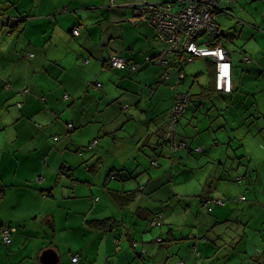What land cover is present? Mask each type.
<instances>
[{
	"label": "crops",
	"instance_id": "1",
	"mask_svg": "<svg viewBox=\"0 0 264 264\" xmlns=\"http://www.w3.org/2000/svg\"><path fill=\"white\" fill-rule=\"evenodd\" d=\"M140 2L149 1L0 0V260L50 264L42 255L51 250L57 264H221L240 257L247 238L245 251L256 252L249 264H259L264 0H224L228 11L216 15L231 93L215 90L212 58L155 63L161 44L137 18ZM112 54L137 70L110 67ZM192 63L195 93L186 91ZM176 90L192 100L175 134L186 151L171 153L164 140ZM154 156L168 157L167 169L153 170ZM113 170L122 171L116 180L108 179ZM243 185L250 195H228ZM114 191L132 192V200L121 205ZM236 202L248 205L242 212ZM161 212L163 224L150 225ZM239 216L246 235L223 240L222 228ZM97 220L110 224H91ZM6 228L14 229L11 244Z\"/></svg>",
	"mask_w": 264,
	"mask_h": 264
},
{
	"label": "built area",
	"instance_id": "2",
	"mask_svg": "<svg viewBox=\"0 0 264 264\" xmlns=\"http://www.w3.org/2000/svg\"><path fill=\"white\" fill-rule=\"evenodd\" d=\"M222 1L224 0H182L178 3L140 2L133 8L137 18L148 20L156 29L158 38L168 43L167 48L155 56V63L169 65L171 57L174 59L173 64L185 61L193 62L200 57L212 58L217 63V89L230 93L233 91L232 63L229 58V50L225 44L218 40L220 34L216 20L217 7ZM226 1L235 2L236 0ZM177 4L181 9H174ZM73 34L79 35L80 28H75ZM249 60V57H245V61ZM108 65L119 70L128 66L134 71L138 68L118 54L110 56ZM98 87H101L100 83ZM187 101L188 97L178 92L175 106L169 116L167 134L175 147H178L175 135L178 129V118L184 114ZM68 127L71 128L72 124H69ZM183 146L184 143H181V147ZM155 223L159 225L158 220ZM12 231H14L12 228L2 231V237L7 244L12 242ZM78 261L79 257L75 256L73 262L77 263Z\"/></svg>",
	"mask_w": 264,
	"mask_h": 264
},
{
	"label": "rangeland",
	"instance_id": "3",
	"mask_svg": "<svg viewBox=\"0 0 264 264\" xmlns=\"http://www.w3.org/2000/svg\"><path fill=\"white\" fill-rule=\"evenodd\" d=\"M147 1H149V2H147V3H162L163 1H165V0H147ZM168 1H171V0H168ZM174 1H176V2H179L180 0H174ZM175 2V3H176ZM175 10H179V9H181V7H180V5L179 4H177V6L174 8ZM220 17H221V19H223V22H227L228 21V19H227V13H219L218 14ZM143 22H146L151 28H153L154 30H156L155 28H154V26L148 21V20H145V21H143ZM142 22V23H143ZM156 36H157V39H155L156 40V43L157 44H161V49L162 50H164V49H166L167 48V46H168V43L167 42H165V41H162V40H160L159 38H158V35H157V31H156ZM161 50V51H162ZM200 58H202V57H200ZM244 60H245V57H244ZM246 62V61H245ZM191 72H193L192 74H190ZM198 72V66L196 65V63H192V64H190L189 66H188V68H187V74L189 75V77H188V81L186 82V91H188L189 90V92H191V93H195V92H197L198 91V88H199V83L198 82H195V80H192L193 79V77L194 76H196L197 74H195V73H197ZM100 83V82H99ZM191 87V88H190ZM192 89V90H191ZM176 92L178 93V90H176ZM225 93V92H224ZM177 96V95H176ZM191 102L190 101H187V107H186V110H187V108H188V106H189V104H190ZM186 110H185V112H186ZM185 112H184V114H185ZM184 114L183 115H181L180 116V118H178V120H179V122H178V124H177V126H178V129H180V121H181V119H182V116H184ZM167 127H168V125H167ZM164 143H165V146L167 147V149H169L170 151H171V153H172V151H174V153H178L179 151H186V148H184V147H181V141L179 140V142H177V146L178 147H175L174 146V144H173V142L172 141H170L169 140V138H168V134H165V140H164ZM162 144H163V141H162ZM152 156V155H151ZM150 158V157H149ZM154 159H155V161H157V163L158 164H155V162H153V161H151L152 162V167H153V170H160V172H163L165 169H167L166 167H168L169 165L166 163V159H168V157H163V156H154ZM149 161H148V163H150V159H148ZM159 161H161V163L159 162ZM159 163H160V166H158L159 165ZM163 164V165H162ZM165 164H167V165H165ZM83 167H85L86 168V166H81V169H83ZM148 172H150V171H147V173ZM245 175V172L243 171L242 172V176H244ZM147 176H149V174H147ZM172 185V184H171ZM173 187V186H172ZM174 188V187H173ZM178 189V193H180L179 192V189H183V186H178L177 185V188H176V190ZM249 187L247 186V185H243L242 187H241V189L239 190V191H237V189H235V188H233V190L228 194L229 196H236V197H238L240 194L242 195V196H244V195H247V194H249L250 195V193H249ZM240 193V194H239ZM240 197V196H239ZM238 200V199H237ZM218 204V203H217ZM230 205H232V206H236V207H239L240 208V211H244V207H246L247 205H248V202H236V203H232V204H230ZM180 217L181 218V220H184V218H182V214L180 213L179 215H177L176 217ZM240 217L241 216H239V218L238 219H236L234 222H232V223H230V225L229 226H226V227H224V228H222V232L224 233V234H222L223 236H221V238L223 239V240H225V241H228L227 239H229V238H231V239H237V238H243L244 237V235H246L245 233H244V228L245 227H241V221H240ZM149 224L150 225H152V222H150L149 221ZM241 233H240V232ZM241 236V237H240ZM213 238H214V235H213ZM157 240V239H156ZM243 241V252H237L236 253V255H238V254H240V257H239V255H238V257L237 258H235V259H233V260H231V261H229V262H221V264H234V262H236L235 264H249L250 263V259H249V257L248 256H250L251 258L254 256V255H256V252H255V254H254V251H251L250 250V252L249 251H245V246H246V242H247V238L246 239H243L242 240ZM251 243H252V240L250 241ZM250 242H249V245H251L250 244ZM2 243V242H1ZM220 245V244H219ZM219 245H217V247H219ZM2 246L6 249V251H7V247L8 246H6L5 244H3L2 243ZM248 248V247H247ZM192 249H193V251L195 252V253H197V249L196 248H194V246L192 247ZM252 249V248H251ZM219 250H221V248L219 249ZM6 253V252H5ZM232 253H233V251H232ZM248 257V258H247ZM4 260H7L6 259V257H4L2 260H0V264H8V263H6V262H4ZM65 261H67V259L66 258H64V262ZM217 263H220V262H217ZM27 264H30V263H27ZM181 264V263H180Z\"/></svg>",
	"mask_w": 264,
	"mask_h": 264
},
{
	"label": "trees",
	"instance_id": "4",
	"mask_svg": "<svg viewBox=\"0 0 264 264\" xmlns=\"http://www.w3.org/2000/svg\"><path fill=\"white\" fill-rule=\"evenodd\" d=\"M237 1V0H236ZM235 1V2H236ZM223 2V1H222ZM221 2V3H222ZM221 3H220V6L219 7H217V11H216V14L220 11V10H224V11H228V9L227 8H224L222 5H221ZM230 3H233V2H230ZM217 20V19H216ZM76 28H78V27H76ZM75 29V28H74ZM74 29L72 30V33L74 32ZM220 35V38H222V36H223V34H221V32L219 33ZM218 40L220 41V39L218 38ZM221 42L223 43V44H225L224 43V41H222L221 40ZM226 46V45H225ZM157 56V55H156ZM154 58H155V56H154ZM126 59V58H125ZM197 59V58H196ZM195 59V60H196ZM128 60V59H127ZM129 61V60H128ZM154 61V60H153ZM130 62V61H129ZM186 62L187 61H185V62H181L179 65H184V63L186 64ZM106 63V62H105ZM181 67V66H180ZM215 90L216 91H219L218 89H217V87L215 88ZM179 93H181L180 91H178ZM219 92H221V91H219ZM231 93V92H230ZM181 94H184V95H186L187 97H188V101H190V100H192V96L190 97V95L189 94H186V93H181ZM199 95V94H198ZM205 95V93L204 92H202V93H200V100L202 101V100H204V99H206V96H204ZM195 96V95H194ZM197 96V95H196ZM180 118V117H179ZM168 119H169V117H168ZM178 122H179V120H178ZM167 125H168V123H167ZM167 129H168V127H167ZM177 142H179V140H177ZM185 147H186V144H185ZM153 162H155L156 164H158L157 163V161H155V159L154 160H152ZM122 174V171L121 170H113V171H111L110 173H109V176H108V179H114V180H116L120 175ZM131 193L132 192H124L123 194L121 193V192H119V191H114V196H115V199L121 204V205H126L128 202H130L131 200H132V197L133 196H131ZM208 200V199H207ZM209 200H211V199H209ZM208 200V201H209ZM204 202V201H203ZM164 214H163V212H161V213H159V214H157L156 215V217H154L153 219H151L150 220V222H152V223H155V221L156 220H158V222H159V225H162L163 224V220H164V216H163ZM97 223V224H96ZM91 224L92 225H94V224H96V226H99V225H109L110 223H109V220H97V221H95V222H91ZM154 225H156V226H159L157 223H155ZM219 238H220V236H218ZM166 241H169V239H162V238H160L159 239V242L158 243H163V242H166ZM257 262H259V264H264V254L260 257V258H258L257 259ZM182 264H184V263H182Z\"/></svg>",
	"mask_w": 264,
	"mask_h": 264
},
{
	"label": "water",
	"instance_id": "5",
	"mask_svg": "<svg viewBox=\"0 0 264 264\" xmlns=\"http://www.w3.org/2000/svg\"><path fill=\"white\" fill-rule=\"evenodd\" d=\"M54 252L51 250L45 251L43 253V260L44 261H49L50 264H57L59 261V257L55 254V256H53Z\"/></svg>",
	"mask_w": 264,
	"mask_h": 264
}]
</instances>
